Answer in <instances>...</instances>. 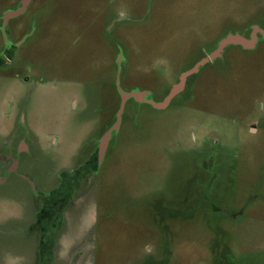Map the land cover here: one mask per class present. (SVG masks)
<instances>
[{"label":"rangeland","instance_id":"374dc122","mask_svg":"<svg viewBox=\"0 0 264 264\" xmlns=\"http://www.w3.org/2000/svg\"><path fill=\"white\" fill-rule=\"evenodd\" d=\"M21 1L0 0V49L4 11ZM9 25L18 43L14 59L0 65V145L9 132L29 130L23 168L30 165L46 189L119 108L118 74L123 89L162 100L220 38L264 29V0H30ZM212 156L219 177L201 195L220 196L192 202L207 210L184 222L165 217L177 231L164 229L165 256L154 264H264L262 37L253 49L228 46L165 109L127 100L96 183L69 216L61 264L67 256L71 264H153L147 257L159 237L150 215L162 221L183 188L199 189L208 174L198 167ZM35 210L23 183L0 185V264L33 260Z\"/></svg>","mask_w":264,"mask_h":264},{"label":"flooded vegetation","instance_id":"af4514ba","mask_svg":"<svg viewBox=\"0 0 264 264\" xmlns=\"http://www.w3.org/2000/svg\"><path fill=\"white\" fill-rule=\"evenodd\" d=\"M17 8H19V5L11 6L8 7L4 12L15 10ZM12 18H9L5 25L3 19L2 29H1L2 31H4L6 42L4 44L3 49H0V55L4 51L3 54L4 55L8 54L9 56L7 57L6 55L5 56L2 55V56L9 60L14 59L12 50L16 47V44L18 43L12 41L10 38V34L12 37V30L10 28L9 21H11ZM251 31L252 30L250 28L248 35L246 34L244 35L250 37ZM258 36L260 37L259 34ZM205 56H209V53L207 52L203 57ZM121 88L123 89L122 86ZM133 89L135 88H132L131 90ZM131 90H125V91H131ZM143 91H148V90H143ZM166 95L160 101L155 100L152 93L150 94L149 98L153 99L156 102H161L164 100ZM130 99L135 100L134 98H130ZM173 99L170 101L167 107L171 105ZM120 103H121V97H120ZM138 103H145V102H138ZM149 105L152 106L151 104ZM118 110L119 108L117 109V111ZM117 111L115 113V120L111 121L112 115H110V119L107 121L105 125H103L102 129L98 132V135L94 137L93 141L91 142V145L86 147V149L82 154L78 153L77 155H75V160H73L72 163L61 165V167L58 169V173H56L57 175L55 177L54 183L46 189L45 188L40 189L38 185V179L36 181V177L33 175V171L32 168H30V165L23 168L24 157L25 156L31 157L32 154V150L28 143V141L32 139L29 130L11 131L6 136H4L6 142L0 145V185H7L13 179H16L19 183H23V185H25L28 188L36 204V210L34 212V215L30 217V219L28 218L29 221L28 225L29 228L33 230V232L39 233L40 239L37 244V247L34 249L33 260H31L28 263L25 262V264H61L62 263V260H60L61 259L60 251L61 249H63L62 239L65 237V234L67 233L66 230L68 226L71 225V223L69 222V216L77 207H79V202L82 200L84 201V198L89 196V194H80V193L89 191L91 187L94 185V183H96L94 181L97 180V173L107 157L110 141L114 137H116L119 132L121 126V120L118 130L112 131L111 138L105 149L103 160L99 163L100 139L116 123ZM95 155L97 161V169L85 174V172L81 171L82 167L89 166L91 164V160L92 159L94 160ZM201 162L202 163L200 167H198V169L201 170V172L208 174L207 181L204 184H200L199 189H193L194 188L193 187L192 188L193 190L192 189L186 190V188H183L184 194L181 199L177 200L178 205L175 208L174 207L173 208L167 207V209L165 208L167 214L164 215L162 221H160L155 216L150 215L151 216L150 224L152 225V229L156 230L157 237H159L158 243L156 242L154 244L155 246H153L154 248L153 252L147 257V260H150V263L154 264V262H158L161 258L165 256V254H163L164 252L163 245L165 241L164 229H167L166 227H168V225L166 226L163 222L166 221L165 217L167 215H168L167 218L173 217L174 222H177V218L183 219L182 222H184L186 221V218L187 219L189 217L191 218L198 211L206 212L207 210L205 209L206 207L204 209L203 207H200L199 204L200 201H198L196 207L193 208L194 204L192 205V202L195 203V201L199 198L200 199L204 198V200L210 201L212 198H217L218 196H220L218 193L215 192L211 194L204 193L201 195L204 189L207 192L210 188H212L214 181L217 179V177H219L216 171H213V167L215 164V157L212 156L209 159L204 158ZM191 198H195V200L192 201ZM187 202H189L188 205H186ZM209 205L212 208V210L215 212H219V213L224 212L229 215L230 213H232V210L224 209L221 206H217L215 203L213 204L210 203ZM187 207H189V210L186 211ZM237 211H239V209ZM237 211H235L236 214H238ZM98 213H99L98 209H95L93 211L94 220L98 219ZM167 230L170 233L172 232L173 235H175V231H177V226L175 230L172 231L169 229ZM90 248L94 250L96 249L94 244ZM161 255H163V257ZM142 258L143 257H139L140 260H142ZM170 258L171 257L167 256L165 260L169 261ZM65 259L67 260L68 264H71L70 261L71 258L67 256L65 257ZM93 262H94V257H93Z\"/></svg>","mask_w":264,"mask_h":264},{"label":"water","instance_id":"95a60500","mask_svg":"<svg viewBox=\"0 0 264 264\" xmlns=\"http://www.w3.org/2000/svg\"><path fill=\"white\" fill-rule=\"evenodd\" d=\"M30 0H22L21 1V6L15 10H10L7 11L4 14V25L6 24L7 20L12 17H16L20 14H23L25 10L27 9V6L29 5ZM251 33L250 37L245 36L244 34H241L239 32L236 33H228L222 38H220L216 44V47L214 50H212L209 54V56H205L198 62H196L190 69L182 72L179 76V79L177 83L173 84L164 98L163 101L161 102H156L153 99L149 98L150 92L149 91H143L138 88H135L131 91H125L124 89L121 88L120 86V81H119V74L117 77V89L121 97V103L119 110L117 111V121L116 123L103 135V137L100 139V144H99V163L103 160L105 149L107 147V144L111 138L112 131L113 130H118L119 125H120V120H121V114L124 109V105L126 101L130 98H134L138 102H145L151 104L154 108L158 109H164L166 108L170 101L180 92L183 91L186 80L189 76L199 72L200 68L205 66L207 63L210 61L216 59L217 57L222 56L224 50L231 45H240L245 49H253L257 46L259 42V36L264 38V29L260 28L257 25L251 26ZM122 54H119V57L122 58ZM123 59V58H122ZM119 67V71H120Z\"/></svg>","mask_w":264,"mask_h":264},{"label":"trees","instance_id":"16d2710c","mask_svg":"<svg viewBox=\"0 0 264 264\" xmlns=\"http://www.w3.org/2000/svg\"><path fill=\"white\" fill-rule=\"evenodd\" d=\"M249 30H250V28H249ZM249 30H247V31L249 32ZM247 31L245 33L246 35H248L247 34ZM5 59H6L5 57L0 56V65L5 64ZM117 109H118V103L114 104V108H113V111H112V114H111L112 115L111 121H114L115 120V113H116ZM95 169H97L96 155H95L94 160L93 159L91 160V164L89 166H86V167L83 166L82 169H81V171L82 172H85V174H86V173H89L90 171H93ZM232 211H234V210H232ZM226 215L229 216V217L234 218L232 215H229V214H226ZM234 263H236V262H234Z\"/></svg>","mask_w":264,"mask_h":264}]
</instances>
